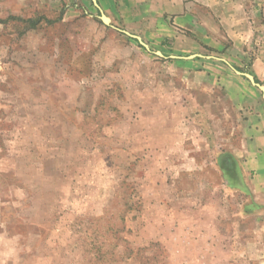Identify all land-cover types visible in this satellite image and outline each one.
Wrapping results in <instances>:
<instances>
[{
    "label": "rangeland",
    "instance_id": "obj_1",
    "mask_svg": "<svg viewBox=\"0 0 264 264\" xmlns=\"http://www.w3.org/2000/svg\"><path fill=\"white\" fill-rule=\"evenodd\" d=\"M246 1L255 33L218 49L146 48L92 0H0V264H264Z\"/></svg>",
    "mask_w": 264,
    "mask_h": 264
},
{
    "label": "crops",
    "instance_id": "obj_2",
    "mask_svg": "<svg viewBox=\"0 0 264 264\" xmlns=\"http://www.w3.org/2000/svg\"><path fill=\"white\" fill-rule=\"evenodd\" d=\"M97 1L114 24L162 44L190 40L219 49L224 40L245 41L255 33L246 0Z\"/></svg>",
    "mask_w": 264,
    "mask_h": 264
},
{
    "label": "water",
    "instance_id": "obj_3",
    "mask_svg": "<svg viewBox=\"0 0 264 264\" xmlns=\"http://www.w3.org/2000/svg\"><path fill=\"white\" fill-rule=\"evenodd\" d=\"M92 2L94 3V5L96 7L99 8L101 14H100V19L103 21L104 24L106 25H111V18L101 9L99 3L97 0H92ZM125 33H127L128 35H131L132 37H137V39L139 40V42L144 45L146 48H149V46L144 42L142 41L141 37L139 36H136V35H133L131 33H129L128 31H125ZM157 54L161 55V56H164L160 51H157ZM195 55H191L189 57H194ZM234 70L236 71V73L240 74V75H243L245 76L253 85L257 86L258 88L261 89V91L263 92V97H264V85L261 84L260 82H257L256 79H255V76L249 72H243V71H240L236 68H234Z\"/></svg>",
    "mask_w": 264,
    "mask_h": 264
},
{
    "label": "trees",
    "instance_id": "obj_4",
    "mask_svg": "<svg viewBox=\"0 0 264 264\" xmlns=\"http://www.w3.org/2000/svg\"><path fill=\"white\" fill-rule=\"evenodd\" d=\"M10 19H16V17L11 16L9 17L6 21L10 20ZM19 19V18H18ZM0 22H5L4 20H0ZM26 22L28 24H30L31 26H36L39 23V19L38 20H33V19H27ZM257 82H259L258 79H256Z\"/></svg>",
    "mask_w": 264,
    "mask_h": 264
}]
</instances>
